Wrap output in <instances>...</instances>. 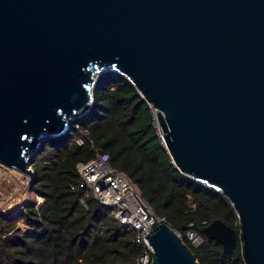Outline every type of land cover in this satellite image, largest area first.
<instances>
[{"label":"water","instance_id":"95a60500","mask_svg":"<svg viewBox=\"0 0 264 264\" xmlns=\"http://www.w3.org/2000/svg\"><path fill=\"white\" fill-rule=\"evenodd\" d=\"M109 71L154 109L171 164L232 208L238 232L202 235L264 264V0H0V163L33 177ZM145 239L151 264H200L164 221Z\"/></svg>","mask_w":264,"mask_h":264},{"label":"trees","instance_id":"16d2710c","mask_svg":"<svg viewBox=\"0 0 264 264\" xmlns=\"http://www.w3.org/2000/svg\"><path fill=\"white\" fill-rule=\"evenodd\" d=\"M92 98L85 115L63 135L42 140L32 153L31 199L14 213H0V264H136L142 248L133 241V230L120 226L109 208L79 188L77 165L92 159L94 149L106 153L112 168L137 186L141 198L180 234L200 264H244L238 240L233 252L224 254L219 243L202 235L215 220L238 232L236 216L220 194L171 164L153 128L150 107L132 84L115 72L102 73ZM77 127L88 132L91 143H75ZM189 229L203 240L197 249L184 234Z\"/></svg>","mask_w":264,"mask_h":264},{"label":"built area","instance_id":"2783aa9c","mask_svg":"<svg viewBox=\"0 0 264 264\" xmlns=\"http://www.w3.org/2000/svg\"><path fill=\"white\" fill-rule=\"evenodd\" d=\"M150 110L154 128L156 126L154 122L157 119L154 109L150 107ZM78 130L79 137L75 139V143L78 146L83 145L85 140L91 143L88 132L81 128H78ZM154 130L159 138L160 145L165 149L162 132L160 129L156 130L154 128ZM77 170L80 178L79 188L84 189L85 196H91L101 206L109 208L111 215L120 226L133 230V241L142 248L136 259V264H151L153 250L145 236L163 220L152 211L145 201L140 199L139 194L136 193V197L134 196L133 193L136 192L137 188L133 189L127 177L112 168L108 155L101 150L94 149L93 158L86 163L78 164ZM79 203L84 209L87 208L83 198H80ZM178 235L180 236L179 233ZM186 238L195 249L203 243L201 236L194 229L187 231Z\"/></svg>","mask_w":264,"mask_h":264},{"label":"rangeland","instance_id":"374dc122","mask_svg":"<svg viewBox=\"0 0 264 264\" xmlns=\"http://www.w3.org/2000/svg\"><path fill=\"white\" fill-rule=\"evenodd\" d=\"M154 128L156 130L158 129L156 126H154ZM31 179V176H23L17 171L0 163V213L11 214L27 204L31 199V194L29 192ZM127 180L131 183L133 189L135 187L137 188L129 178H127ZM136 193L140 196V190L138 188L136 192L133 193L135 197ZM140 199L143 200L141 196ZM36 202L39 204L41 199H36ZM18 225L20 228L25 229L24 225L20 223ZM184 234L186 236V233Z\"/></svg>","mask_w":264,"mask_h":264},{"label":"bare ground","instance_id":"6f19581e","mask_svg":"<svg viewBox=\"0 0 264 264\" xmlns=\"http://www.w3.org/2000/svg\"><path fill=\"white\" fill-rule=\"evenodd\" d=\"M154 124L157 126L156 128L159 129V126H158L157 120L154 122ZM18 173H19V172H18ZM20 174L24 176V174H22V173H20ZM25 176H26V175H25Z\"/></svg>","mask_w":264,"mask_h":264}]
</instances>
